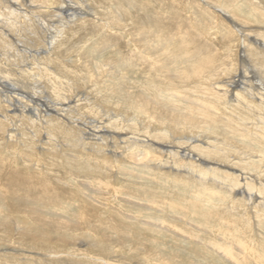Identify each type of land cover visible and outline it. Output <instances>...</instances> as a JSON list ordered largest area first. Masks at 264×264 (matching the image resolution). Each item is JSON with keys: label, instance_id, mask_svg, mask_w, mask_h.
I'll return each mask as SVG.
<instances>
[{"label": "rangeland", "instance_id": "374dc122", "mask_svg": "<svg viewBox=\"0 0 264 264\" xmlns=\"http://www.w3.org/2000/svg\"><path fill=\"white\" fill-rule=\"evenodd\" d=\"M6 1L9 2L8 4L11 2L13 3L9 6L7 5L10 9L15 7L21 9L22 7L20 0ZM18 1L20 4H18ZM204 2L208 3V5ZM25 3L27 4V2ZM105 4L112 8H116L117 12H120H118L119 16L121 15L124 19L134 20L132 23L129 21L127 22V26H125L127 30L124 29L125 32L117 25L111 30L115 35H119V40H123L122 43H120L122 45H119L120 49H123L122 52H131L130 50L137 48L141 53H149L152 58L155 57V59L161 60L162 62H159L162 65V70L159 77L163 79V82L168 81V77L171 78L173 82L171 87L174 89L171 88L170 91L166 90L167 87H156L154 89L156 91H154L150 89V87L144 85L143 87L140 86V84L145 81L144 77L141 78L139 75V67H134L131 62L122 60L121 53L118 54L116 46L110 45V40H106L105 43L99 44V40L96 37L90 38V42H87L83 48L84 52H82V54H86V58L83 60V66L82 64L76 63L75 60H72L73 57L71 54H75L76 52L70 53V51L69 55H64L62 57L59 53L55 54L56 52H54L55 55L53 58L59 59V63L66 65L68 70L74 71L71 74L68 73L70 71L64 72L65 76L68 79L74 80L76 84L74 86V88H76L75 90L73 87L66 86L67 95L74 98V100L79 97L76 92L80 94L83 93L84 95L88 94L87 96L89 97L93 96L92 93H90L91 91H89L91 88L90 83L88 84L81 81L82 78L88 74L86 73L84 75V72H93L95 73H92L95 75L93 77H95L96 80L91 81H95L98 85H101L100 88L104 90V94L111 100V104L107 105L108 103H105V106L110 108L109 110L112 109V112L115 110L116 113L128 112L130 115L136 114L138 113L136 109L128 108L124 103H128L131 98L137 96H142V99L150 101L138 116H141V119L147 116L150 123L152 122L153 126H155L154 128L150 127L145 131L144 128H139L136 124H134V126H126L121 123L117 124L119 127L123 128V131L121 130L120 133H126L127 136H132V134H134L136 135L135 137L141 140H151L148 141V143L154 145L151 146L152 149L135 146V148L131 149L133 151H129L128 154L147 153V158H145L147 162L144 161V163H147L146 166L148 167L147 169H143L138 166H131L127 163L128 161H114V158L118 156L107 158L105 161L104 159H96V156L95 159L100 162V164L107 166V173L109 178L111 177L110 179L108 178V181L104 179L105 175L102 176L101 174L99 178L98 174L94 173H77L75 171L60 172L58 169H56L57 171L54 169V172L49 175L45 174L46 176H44V174H42L35 178V184L41 186L47 184L48 186H44V188H48L51 192L57 190L58 193H61L60 202L49 201L48 203L46 200L42 208H36V206L39 207V205H35L34 199L40 188H36L37 193L32 192V194H26V196H22L20 199L9 198L4 200L5 198L3 199L0 195V208L5 209L6 213H8V209L15 211V214L11 212L12 216L10 218L12 220H14L13 216H15L19 217L17 218L19 220H26V222L29 223L35 222V220H31V218L28 219L26 216L30 217V215L38 213L47 218L56 219V221L64 220L69 226L68 229L63 231L61 227L57 228L55 225H50L49 227H42L39 225L41 228L40 231L44 229L45 232L47 230V232L49 231L50 235H52L50 236L51 238H49L52 244H49L46 250L34 249L30 247L27 242L14 243L15 237H17L16 234L10 237L11 235L9 233H4L5 239L3 237L0 239V255H2L1 253L4 251L12 252L13 250H16V252L13 253H17V255L15 254L14 256L15 260L9 258L6 260L3 258L5 260L4 262L2 259L3 264H19L17 263L19 262L17 260L18 258L28 256L35 261H41V259H47L53 251H56L55 248L57 247L58 252H56L59 255L63 254L64 257L69 260L72 258L76 260V258H78L80 264H95V262L86 258V255L98 259L96 264H264V214L262 208L256 207V203L253 202L250 205V210H246L248 212L244 213L245 217L240 218V215L243 214L242 211L244 210L245 212L246 208H244L245 201H243V199H236V197H240V195L237 194L238 190L233 192L231 196H229L227 192L214 191V185L212 184V186L211 180L207 178L211 176L210 174L205 175L206 182L198 183L196 180L193 181V179H197L202 170L204 171V169H206L204 167L207 165L209 167L214 166L215 163L213 162L220 161V164H223V166H215L219 168L217 172L221 173L222 179H225L224 177H232L236 182H244L245 177L250 175L251 179L255 176L257 180L260 179L261 182L264 183V133L257 132L251 127L245 126V128L241 125L234 132H231L232 130L227 128L229 125L226 127L222 123L225 118L229 119L232 123L234 122L230 115H228L231 109H224L217 102L209 98V95H215L212 91L214 86H218L221 90L219 93L222 94L224 91V87L222 86L225 85L223 82L232 80L235 74L237 76L239 73L242 74L248 78L250 84H253L254 80L259 82L260 79L257 74L259 71H254L248 62H242L241 54H243V52L240 41L247 40V44L253 47H258V44H262L261 41H264V0H116L112 5L107 1H105ZM5 5L6 4H0V9L2 10V7ZM86 9H88V7ZM258 10H261L263 14ZM69 13L70 12H67V14ZM87 17L91 18L90 16ZM2 19L3 17L0 16V30L2 28L5 30L4 23L1 22ZM91 19L100 20L101 18L96 17ZM125 23L126 22H122L123 26ZM55 24L56 23H54V25ZM128 25L130 27H128ZM239 26L243 28L240 32L237 31V29H240ZM47 27L53 30L52 26L50 27L48 25ZM92 27V23H89L86 24L85 29ZM79 28L81 27L77 24L74 27L66 28V30L71 33L77 31ZM128 29H132L134 33L132 30L130 31ZM18 30L21 32L19 34H24V37H22L23 39L21 37H14L13 40L20 41L17 42V46L20 45V50L24 47L30 51V53L26 55L28 59L15 60V58L9 56V54L7 56L5 55V58L0 57V70L3 67L1 71H10L14 76H19L20 73L18 71L20 68L22 70L32 71V65L35 64L33 61L35 57L34 52L37 50L38 52L42 51L40 43L39 47L32 44V39L34 40V38L29 34L30 32H26V28H18ZM85 31L84 29L80 30L79 33L74 36L75 38L73 37V39L69 41V44L64 46L61 51L65 53L64 49H67L71 43H74V41L84 35ZM130 33L133 34L130 36ZM80 34L81 36H79ZM26 37H28L29 40ZM165 37L171 40L169 48L164 46L166 43ZM86 38L88 39V37ZM86 38L85 40H87ZM8 39L11 38L9 37ZM129 39L132 47L131 49L130 46L127 48L126 41ZM111 41L114 43L116 42V40ZM253 41L258 43L255 44ZM143 47L145 49H143ZM197 47H202L200 52H197ZM76 49H78V51L79 49L82 50V48H76L74 46V50ZM0 52L2 51L0 50ZM10 52H13L14 55V51ZM42 55L43 54H41V56ZM155 55H157V57ZM87 61L89 62L87 63ZM121 61L124 62V64ZM107 62L113 65L117 64L116 66L123 73L121 78L118 77L119 75L117 73H110V75L107 76L108 72L100 68L102 63L104 64ZM85 64L89 67L87 68ZM56 65H53L55 69L63 71L62 66H59L60 64ZM78 67H80V69L84 67L81 75L75 71ZM238 70H240L239 73ZM242 71H247V73L243 74ZM262 72L264 71H261L260 75ZM131 73H133L134 76ZM206 77L210 78L207 82L204 81ZM51 80L54 81L56 85L59 84V79L52 76ZM4 82L6 81L3 80V84ZM29 83H31V81H26L24 84L16 83L15 85L14 83L8 82V84H12L17 90H22V88H24L23 91L27 90L29 92L30 90L31 92L32 87L28 85ZM120 90L123 92H120ZM8 94L7 91L4 92V95ZM49 94H51V92ZM159 95L163 99L160 98ZM44 97L47 98V94H44L43 98ZM121 102L123 104L116 106ZM254 102L257 103L259 101L254 100ZM83 106L88 107L85 104H83ZM127 109H129V111H127ZM258 109H260V107H258ZM213 114H216L215 119L211 120L207 117V115L211 116ZM95 115H97L96 112H94V116L87 115L86 118H95ZM136 127H138V129ZM155 133L159 134L155 135ZM170 133H174L175 137L176 135L191 133H197L200 136L197 137L198 141L194 142L195 144L189 146L182 140L174 139L173 137V140L181 144L174 141L172 142ZM144 136H147V138ZM152 137H154L157 142ZM8 139L6 134L0 135V142L6 144L8 149H14L13 147H15V145L9 143ZM115 139L117 140V138ZM214 139L220 144V140L223 139L226 144L230 146V157H218L211 154L212 151L209 149L211 148L210 145H214ZM158 143H161L160 146L172 144L174 148L165 147V149L172 150H174L175 147H180L182 149L188 147L187 149L190 148V150L193 148L197 150L204 149V154L210 156L211 159L215 161L211 162L212 164L206 163V166L205 164H201L202 166L199 164L200 166H197L195 165L196 162L186 161L180 157L178 159L172 157L168 159L166 152L160 153L157 150L159 149ZM64 144L65 141L63 140L62 149L65 153L85 156V154L89 152L86 154V158L89 157L92 159V156H87L92 153L90 150L91 147H88L86 149L87 152H84V150L80 151V149L77 150L75 148L66 147ZM237 148L251 150L252 156L250 168L246 167L248 170L244 171L245 174H241L242 176L240 175V177L235 176L238 173L237 170L240 168H238L239 164L235 160L238 156L237 152H235ZM18 149L15 148V150L20 151V148ZM222 150L227 152L229 148L225 149L222 147ZM116 152L119 153V149H117ZM192 153L197 154L193 151ZM4 154L5 153H0V157L4 156ZM42 157L45 158V161H48L47 154H44ZM203 158L209 159L206 156ZM166 160L169 161V164H166ZM173 163H179V165L190 163V169L195 173L196 177L193 179L186 177L187 171L182 167H180L181 169L178 168L179 165L175 168V166L171 165ZM258 163L261 166H259ZM91 164L95 166L92 161ZM160 166H162V168H160ZM171 168L172 172H170ZM173 168L178 169L179 173H175V169ZM247 180L246 183L249 185L256 184L254 191H258L257 193H259V189L263 188L264 190V187L258 186L257 182L253 183ZM223 182L226 183L225 181ZM8 189L9 187H5L2 193L9 196V192L16 190L8 191ZM23 193L25 194V191H23ZM30 197L34 204H31ZM29 207H34L38 212L35 210V212L30 214L31 209L29 210ZM82 209L92 213L91 218L87 221L90 225L87 222L84 223L83 221H79L80 219L78 216H73L74 214H78ZM48 212L52 214V216L49 215ZM71 217L74 218V221L71 220ZM11 224H13V222ZM9 226H11V230H13L14 225ZM87 232L91 233L89 235H93L91 239L95 238V245L86 243L85 237H81V239L78 238L77 241L74 239L75 235L84 236ZM61 236L65 239H62L61 242L58 241L59 243L55 242L57 239L61 238ZM9 238L10 241L8 240ZM11 238H14L13 241H11ZM98 246H102L104 249H102V247L98 248ZM75 248L76 250H74ZM69 254H72V256ZM258 254H262L263 257L259 259ZM1 258L2 256H0V264L2 261ZM142 258H146L144 259L145 261ZM101 260H105L106 263L101 262Z\"/></svg>", "mask_w": 264, "mask_h": 264}, {"label": "bare ground", "instance_id": "6f19581e", "mask_svg": "<svg viewBox=\"0 0 264 264\" xmlns=\"http://www.w3.org/2000/svg\"><path fill=\"white\" fill-rule=\"evenodd\" d=\"M105 1L110 2L111 3L110 5H112L116 2V0H28V1L20 0L22 7L21 6H19V7H21V9L16 8V7L10 9V8H8V6L10 4H13V3L11 2L10 4H8L9 2H7L6 0H1L0 4H6L5 6L2 7L3 8L2 10L0 9V16L3 17L1 22L4 23V26L6 29L4 30L2 28L0 30V50L3 52V53L0 52L1 53L0 57L5 58V55L7 56L8 54H9V56L14 57L15 60L26 59L28 57L26 55L28 53H30V51L24 47H23V49L20 50V48H19L20 45L17 46V42H20V41L15 40V39L13 40L14 37L15 38L16 37H21V38L24 37L23 36L24 34H19L21 32H20V30H18V28H22V29L26 28L27 29L26 32H30L29 34L32 35V37L34 38V40L32 38H30V39H32V44L36 47H39V43H40L41 49H42V51H40V52H38V50L34 52L35 57L33 58V61L35 62V64H33L34 62L32 61L33 62L32 63L33 64L32 65V67H33L32 71L22 70L20 68L18 71L20 73L19 76H16V75L14 76V74L11 73L10 71H7V70L1 71L3 67L0 70L1 71L0 72V135L2 136L3 134H6L7 138H9L8 142L15 145V147H13L14 149H11V148L8 149L6 144H4L3 142H0V153H5L4 156L0 157V190H1L0 195L2 196L3 199L5 198L4 200L9 199V198L20 199L22 196L23 197L26 196V194L27 195L32 194V192L37 193L36 188H40L39 192L35 195V198H34L35 199V205H39V207L36 206V208H42V206L45 205L46 200L48 201V203H49V201H52V202L53 201L54 202L59 201L60 202L61 193H58L57 190L56 191L54 190L51 192L48 188H44V186L45 187L48 186L47 184L46 185L43 184L42 186L35 184L36 183L35 178L39 177L42 174H44V176L49 175L50 173L54 172V169L55 170L58 169V171H60V172L61 171H64V172L75 171L77 173H79V172H81V173L88 172V174L94 173V174H98V177L101 174L102 176L105 175L104 179H106L108 181L109 175H108L107 170H106L107 166L100 164V162H98L96 159H100V160L104 159V161H105V160H107V158L109 159V158H114L115 156H118L117 158H114V161L115 160H118V161L124 160V161H128L127 163H129L131 166H138L139 168L147 169V167H148V166H146L147 163H144V161H146L145 158H147L146 157L147 153L142 152L141 154H139V153L133 154V155H128V154H129V151H133L131 149L135 148V146L143 147V148L146 147V148L152 149L151 146H154V145L152 143H148V141H151V140H148V139L141 140L140 138L138 139L137 137H135L136 135H134V134H132V136H127L126 133H120L121 130L123 131V128L119 127L117 124L121 123V124H125L126 126H130V125L134 126V124H136V125H138L139 128H144L145 131H146V129H149L150 127L154 128L155 126H153L152 122L150 123L147 116H144L142 119H141V116H138L143 111V109L148 105V103L150 101L146 100V99H142V96L141 97L137 96L135 98H131L128 101V103H124L128 108L136 109L138 112L136 114L130 115V113H128V112H123V113L117 112L116 113V111L114 109H113L114 112H112L111 111L112 109L109 110L110 108L105 106V103H108L107 105L111 104V100L104 94V90L102 88H100L101 85H98V83H96L95 81H91V80H96L95 77H93V76H95V75H93V74H95L93 72H92L93 74L89 73V72H84V75L86 73H88V74L86 76H84V78H82V80H81L82 82H85L88 84L90 83L91 88L89 91H91L90 93H92L93 96L89 97V96H87L88 94L84 95L83 93L80 94L79 92H76V94L79 97L75 98L76 100H74V98L67 95L66 86L73 87V89L75 90L76 88H74V86L76 84H75L74 80L68 79L64 74V72H68V71H70L68 73L71 74L74 71L68 70L66 65H63V63H59V61H60L59 59L53 58L54 55L57 53H59V55L62 57L64 55L67 56L72 52H76L75 54L74 53L71 54V56L73 57L72 60L73 61L75 60L76 63H78L80 65L82 64V66H83V60H84V58H86V54L85 53L82 54V52H84V50H83L84 45L87 42L88 43L90 42V40H91L90 38L96 37L99 40V44H103V43H105L106 40H110V45L116 46L117 47L116 50L118 51V54L121 53V55H122L121 59L122 60H125L126 62H131L132 66H134V67H136V66L139 67V71H140L139 75L141 76V78L144 77V81H145V82L141 83L140 86L143 87V85H144V86L150 87V89H153V90L156 87H158V88L167 87L166 90L171 91V88H173V87H171L173 85L171 78L168 77L167 78L168 81L163 82V79H161L159 77L160 72L162 70V65L160 63V62H162L161 60H157V59H155V57L152 58V56L149 53H146V54L141 53V51H138L137 48L130 50L131 52H127V53L122 52L123 49L121 50L119 45H122L120 43H122L123 40H119V37H118L119 35L118 36L115 35L114 33H112L111 30L113 29V27H115L117 25L118 27H120L124 31V29H126L125 26H127V22L129 21L130 23H132L134 20L133 21H131L132 19L127 20V19H124L121 15L119 16V14H118L119 11L117 12L116 8H112L111 6L106 5ZM25 2H27V4ZM20 3L18 1V4H20ZM205 4L208 5V3H205ZM87 7H88V9H86ZM258 11H260L261 14H263L261 10H258ZM67 12H70V13L67 14ZM87 16H90L91 18L100 17L101 19L95 20V19H91ZM51 20L56 24L54 25V23ZM122 22L123 23L126 22L124 24V26H123ZM3 23H1V24H3ZM89 23H92L93 27L85 29L86 24H89ZM233 23H232V25L234 26ZM77 24H79V26L81 27L77 31L70 33L66 30V28L74 27ZM48 25L50 27L52 26L53 30L48 28L47 27ZM128 27H130V26L128 25ZM120 28H118V29H120ZM239 28H240L239 30L237 28H235V29H237V31H239V32H240V30L241 31L243 30L242 27L239 26ZM83 29H84V31L86 30L84 32V35L81 36V34H80L79 36H81V37H79L78 40L74 41V43H71L67 47V49L65 48L64 49L65 53L63 51H61L62 48L64 46H66L67 44H69V41L72 40L73 37L76 34H78L80 30H83ZM116 29H117V27H116ZM128 30L131 31L132 29H128ZM133 33H134V31H133ZM133 33H130V36ZM241 34H243V33H241ZM30 35H28V36H30ZM9 37L11 39H8ZM86 37H88V39ZM166 37H165L166 43L164 46L169 48L171 45V40L166 39ZM26 38L28 39V37H26ZM85 38L88 41L85 40ZM79 40H80V42H79ZM83 40H85V41H83ZM111 40H116V42L114 43ZM129 41H130V39L128 41H126L127 42V48L130 46V49H131L132 47H131V44ZM240 42H241V49L243 52V54H241L242 55V62L243 63L248 62L249 65L254 69V71H259L257 73L259 75V79H260L259 82H256L257 80H254V81L252 80L254 85L252 83L250 84V81L248 80V78H246L245 76L240 74L239 73L240 70H238V73H239L238 76L235 74L233 76L232 80L227 81V82L222 81L223 83H225V85L222 86V87H224V91L222 94L219 93L221 91L219 89V87L214 86L212 91L214 92L215 95L211 94V95H209V98L212 99L213 101L217 102L222 108L231 109V111L228 112V115H230L232 121H234V122L232 123L229 119H226V118L222 122L226 127L229 125V127H227V128H229V130L231 129L232 130L231 132H234L241 125L244 127L245 126L251 127L254 130H256L257 132L259 131L260 133H264V72H262V74L260 75V72L264 71V41L263 42L261 41L262 44H258V47L249 46L247 44V42H248L247 40H241ZM111 43H113V44H111ZM159 43H158V45H159ZM253 43L256 44L258 42L253 41ZM78 44H80V45L77 46ZM199 44H200V42H199ZM74 46L76 48H82V50L81 49H79V51H78V49L74 50ZM193 46H194V44H193ZM201 48L197 47L196 48L197 52L198 51L200 52ZM143 49H145V48L143 47ZM139 50H141V49H139ZM10 51H14V55H13V52H10ZM54 52H56V53L54 54ZM228 52H229V50H228ZM154 53H156V52H154ZM41 54H43V55L41 56ZM155 56L157 57V55H155ZM56 58H58V57H56ZM117 60H119V59H117ZM88 62L89 61H87V63ZM122 63L124 64V62H122ZM56 64H58V65L60 64L59 66H62L63 71H61L60 69H55L53 67V65L55 66ZM86 65L87 64H85V66ZM116 65L117 64L113 65L112 63L109 64L107 62L104 64L102 63L100 65V68H102V70L104 69V71L108 72L107 76H109L110 73H117L119 75L118 77L121 78V75L123 73L121 72V70ZM56 67H57V65H56ZM88 67L89 66L87 65V68ZM82 69L84 70V67ZM82 69H80V67H78L75 69V71L78 72L79 75H81ZM87 70H89V69H87ZM18 72H17V74H18ZM216 72H215V74H216ZM242 73L246 74L247 71L246 72L242 71ZM101 74H102V72H101ZM131 74L133 75V73H131ZM212 74H213V72H212ZM52 76L59 79V84L56 85L54 83V81L51 80ZM76 77H78V76H76ZM102 78H104V77H102ZM102 78H101V80H102ZM132 78H135V77H132ZM253 78H255V77H253ZM79 79H81V78H79ZM209 79L210 78L206 77L204 79V81L207 82V81H209ZM3 80L6 81V82H4V84H3ZM26 81H31V83L28 84V85H31V87H32L31 92H30V90H29V92L27 90L23 91L24 88H22V90H17L16 88H14V86L12 84H8V82L14 83V85L16 83L17 84H19V83L24 84ZM103 82H105V81H103ZM108 85H110V84H108ZM213 85H215V84H213ZM108 88H110V87H108ZM84 89H86V88H84ZM6 91L9 93L8 95H4V92H6ZM154 91H156V90H154ZM50 92H51V94H49ZM120 92H123V91L120 90ZM158 93H159V91H158ZM173 93H175V92H173ZM44 94H47V98H45V97L43 98ZM80 95H82V96H80ZM160 98H162V97L160 96ZM254 100L255 101L257 100L259 102L255 103ZM83 104L87 105L88 107H84ZM120 104H123V103L121 102V103L117 104L116 106H118ZM258 107H260V109H258ZM127 111H129V109H127ZM94 112L97 113V115H95V118H88V119L86 118L87 115L94 116ZM207 117H209V119L212 120V119L216 118V114L215 115L213 114L211 116L207 115ZM97 120L100 122H98ZM79 125H81V126H79ZM141 125H142V127H141ZM138 127H136V128L138 129ZM140 131H141V129H140ZM135 132H137V131H135ZM148 133H149V131H148ZM115 134H117V135H115ZM157 134H159V133H155V135H157ZM170 134H171L170 137H171L172 142L174 141L178 144H181L180 142L173 140V138L174 139H180L185 144H188L189 146H191L192 144H195L194 142L198 141L197 137L200 136L197 133L176 135V137L174 136L175 135L174 133H170ZM147 136H144V137L147 138ZM168 136H169V134H168ZM115 138H117V140ZM152 138H154V137H152ZM63 140L65 141L64 145L66 147L75 148L77 150L80 149V151L84 150V152H85L88 147H91V149L90 148L89 149L91 150L93 155L91 153L90 155H87V156H92V159L89 157L86 158V154H88L89 152L86 154L84 153L85 156H80L78 154L75 155L73 153H69V154L65 153L62 149V141ZM220 141H221V144L218 141H215V139H214V145H210L211 148L209 149L212 151L211 154H213V156H218V157L219 156L230 157L229 156L230 155V146H228L223 139ZM156 142H157V140H156ZM184 143H182V144H184ZM158 144H159V147H158L159 149H157V150L160 153L166 152V154L168 155V159H170L171 157L178 159L180 157L186 161H193V163L196 162L195 165H197V166H200L201 164H205V166H206V163H211V162L215 161L214 159H211L210 156H207L206 154H204V152H205L204 149L197 150V149L193 148L192 150H190V148L187 149L188 147L186 149L185 148L182 149L180 147H175V149L176 148L177 149L172 150V149H165V147L166 148H168V147L174 148L172 146V144H168L167 146H163V145L160 146L161 143H158ZM8 146H9V144H8ZM222 147L225 149L229 148V151L224 152L222 150ZM15 148L16 149L20 148V151H18L19 149L15 150ZM117 149H119V153L116 152ZM192 151L196 152L197 154L192 153ZM248 151H249L248 149H242V148H240V149L237 148L235 151V152H237L238 156H241V157L237 156V158L235 159L237 161V163L239 164L238 168L240 167L239 170H237L238 173L235 175L236 177H238V176L240 177L241 174L242 175L245 174L244 171H247L248 170L247 168H250V166H251L250 165L251 157H252L251 156V150L249 152ZM44 154H47L48 161H45V158L42 157V156H44ZM96 156H97V158H96ZM202 156L203 157L206 156L209 159L203 158ZM218 157H216V158H218ZM118 158H120V159H118ZM91 161L94 162L95 166H92ZM152 163H154V162H152ZM158 163H159V161H158ZM167 163L169 164L168 160H166V164ZM213 163H215V165H217L219 167L223 166V164H220V161L219 162L216 161ZM234 163H235V161H234ZM171 165L175 166V168H176V166H178L179 163L178 164L173 163ZM18 166H22V167H18ZM214 166L209 167L207 165L206 167H204L206 169H204V171L202 170V172L197 177V179H193L196 177V175L190 169V163L184 164V165L183 164L179 165L178 168H180V167L184 168L185 171H187L186 173L189 175L188 176L186 174V177L193 179V181L196 180L198 183L206 182V176L205 175L210 174L211 176L207 177V178L211 180V185L213 184L214 188L212 187L213 185L212 186L209 185V186L212 187L213 190L216 192H221V191L227 192V194L229 196H231L233 192L238 190L237 194H239L240 197L239 198L236 197V199L237 200L243 199V201H245V207L244 208H246L245 212H244V210L242 211L243 214L240 215V218L245 217L244 213L248 212L246 210H250V205L253 202L256 203V205L254 204L256 207L262 208L263 214H264V190H263V188L261 187L262 189H259V193H257L258 191L257 192L254 191L256 184L249 185L248 183H246V180L248 179L253 183L257 182L258 186L264 187V183H262L260 179L257 180V178H255V176H253V178L251 179L250 175H247V177H245V179L243 177L244 182H236L235 179L232 177L231 178L224 177L225 179H222L221 173L217 172L219 170V168L216 166L214 167ZM233 166H234V164H233ZM259 166H261V165L259 164ZM129 168H131V167H129ZM160 168H162V166H160ZM167 168H168V166H167ZM175 168H173V169H175ZM225 171H223V172L226 173ZM170 172H172V168H171ZM175 173H179V170L175 169ZM37 174H39V175H37ZM184 176H185V174H184ZM223 181H225L227 184L224 183ZM197 182H195V183H197ZM206 185H208V184H206ZM5 187H9L8 191L14 190V189H16V190L9 192L8 193L9 196H7L4 193H2L3 190H5ZM20 190L25 191V194L23 193V191H20ZM59 191H61V190H59ZM103 194H105V193H103ZM27 198H28V196H27ZM30 199H31V201H30L31 204L32 203L34 204L31 197H30ZM256 200H258V201H256ZM27 203H28V201H27ZM254 205H253V207H254ZM43 209H45V208H43ZM229 209H230V207H229ZM29 210H30V214H31V213L35 212L36 209H34V207H29ZM54 210H56V209H54ZM61 210H63V209H61ZM5 211H6L5 209L0 208V219H1L0 220V230H1L0 231V239H2V237L5 239L4 233H9L11 235L10 237H13V235L16 234L17 237L14 236L16 238L15 241H13L14 238H11V241H13L14 243L27 242L29 244V246L33 247L34 249L36 248L38 250H41V249L46 250V249H48L47 247L49 246V244H52V242L49 240V238H51L50 236H52V235H50L49 231L47 232V230H46V232L44 231V229H42V231H40V229H41L40 226H42V227L48 226L49 227L50 225H55L57 228L61 227V230H63V231L68 229V227H69L67 222L65 223L64 220L63 221H56V219L47 218L44 215H41L38 213H35L34 215H30V217L26 216V217H28V219L31 218V220L32 219L35 220V222L29 223V222H26V220H19V219H17L19 217H15V216H13L14 220H12L10 217L12 216V213L15 214V211H13L11 209H8V211H7L8 213H6ZM56 211H58V210H56ZM17 212H20V211H17ZM235 213H237V212H235ZM253 213H255V212H253ZM48 214L52 216V214H50L49 212H48ZM91 214H92L91 212H89L85 209H82L80 212H78V214H74L73 216H76V217L78 216L80 219L79 221H83L84 223H86L91 218ZM61 217H63V216H61ZM71 220L74 221V218L71 217ZM99 220H101V219H99ZM12 222H13V224H11ZM76 222H77V219H76ZM8 224L14 225V227H13L14 233H13V230H11L12 227L9 226ZM89 234H91V233L87 232V234H84V236L75 235L74 239L77 241L78 238L81 239V237H85V239H86L85 241H87L86 243L95 245V243H94L95 238L91 239V237L93 235H89ZM69 235H71V234H69ZM8 237H9V235H8ZM62 239H65V238L63 236H61V238L57 239L55 242H58V241L61 242ZM82 239H84V238H82ZM8 240L10 241V238ZM261 240H262V238H261ZM64 241H66V240H64ZM82 241H84V240H82ZM50 247H51V245H50ZM101 247L102 246H98V248H101ZM52 248H53V246H52ZM57 248H55L56 251H57ZM80 248H81V246H80ZM72 249H73V247H72ZM89 249H87V250H89ZM102 249H104V247H102ZM74 250H76V248ZM56 251H53L52 254H50L47 259H44V260L41 259V261L40 260L35 261L33 258H31L29 256L28 257H22L21 256L22 258L17 259L19 261L17 263H19V264H80L78 262V258H76V260H74V258L69 260V259L65 258L63 254L59 255L57 253L58 251L57 252ZM65 251L68 252L67 250H65ZM90 251H87V252H90ZM13 252H16V250H13L12 252H5L4 251L3 253H1L2 254V255H0V256H2L1 260L3 258L6 260H7V258L13 260L15 258L14 257L15 254L17 255V253H13ZM114 254H115V252H114ZM69 255L72 256V254H69ZM85 255H86V253H85ZM121 257H122V255H121ZM262 257H263L262 254H258L259 259H261ZM86 258H88L90 261L95 262V264H96V262H98V259H95L93 257H88L86 255ZM144 259H146V258H144ZM3 260L1 261V264H3ZM22 260H24V261H22ZM4 262H5V260H4ZM69 262H71V263H69ZM86 262H89V261H86ZM101 262L106 263L105 260H101ZM86 264H88V263H86Z\"/></svg>", "mask_w": 264, "mask_h": 264}]
</instances>
